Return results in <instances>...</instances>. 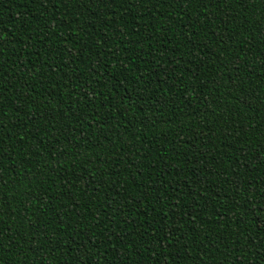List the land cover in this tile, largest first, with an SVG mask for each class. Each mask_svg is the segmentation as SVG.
<instances>
[{
  "label": "trees",
  "instance_id": "obj_1",
  "mask_svg": "<svg viewBox=\"0 0 264 264\" xmlns=\"http://www.w3.org/2000/svg\"><path fill=\"white\" fill-rule=\"evenodd\" d=\"M0 264H264V0H0Z\"/></svg>",
  "mask_w": 264,
  "mask_h": 264
}]
</instances>
